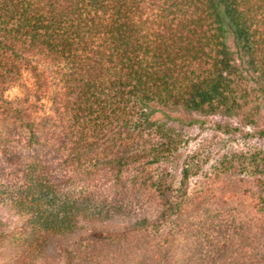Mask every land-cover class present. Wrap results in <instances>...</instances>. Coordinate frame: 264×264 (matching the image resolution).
Returning a JSON list of instances; mask_svg holds the SVG:
<instances>
[{
  "label": "trees",
  "instance_id": "obj_1",
  "mask_svg": "<svg viewBox=\"0 0 264 264\" xmlns=\"http://www.w3.org/2000/svg\"><path fill=\"white\" fill-rule=\"evenodd\" d=\"M262 114L264 0H0V264H264L188 133Z\"/></svg>",
  "mask_w": 264,
  "mask_h": 264
},
{
  "label": "rangeland",
  "instance_id": "obj_2",
  "mask_svg": "<svg viewBox=\"0 0 264 264\" xmlns=\"http://www.w3.org/2000/svg\"><path fill=\"white\" fill-rule=\"evenodd\" d=\"M201 120L202 126L188 130L194 138L190 148L199 152L208 150L212 155L204 163L208 175L195 179L193 187L207 194L215 205H221L226 213L232 211L237 217L239 214L248 215L254 222L255 219L262 220L264 216L258 214V207L264 201V181L261 185L256 184L254 178H264V139L258 137L259 130L264 128L263 114L258 116L257 126H250L237 116L213 115ZM230 162L237 168L216 177ZM9 215L6 214L5 218L20 224V217Z\"/></svg>",
  "mask_w": 264,
  "mask_h": 264
}]
</instances>
